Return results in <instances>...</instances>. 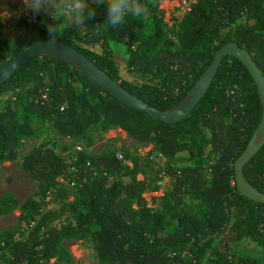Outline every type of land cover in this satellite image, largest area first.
I'll return each mask as SVG.
<instances>
[{
	"label": "trees",
	"instance_id": "obj_1",
	"mask_svg": "<svg viewBox=\"0 0 264 264\" xmlns=\"http://www.w3.org/2000/svg\"><path fill=\"white\" fill-rule=\"evenodd\" d=\"M117 7L94 3L61 20L37 11L32 21L22 15L9 18L8 24L21 33L0 41V67L41 41L57 39L161 110L182 100L228 42L249 51L264 75V0H197L173 28L165 23L159 0H123ZM92 42L102 50L86 46ZM122 48L128 69L151 75L155 83L122 77ZM11 92L0 105V162L16 160L25 140L39 137L49 123L62 136L86 140V146L93 143L94 132L119 127L151 144L169 164L166 170L147 156L126 165L117 155L121 148L110 139L102 154L79 151L71 172L53 149L35 147L22 168L40 189L23 203L12 193L0 198V215L21 211L19 224L0 231V241L10 243L24 235L23 222L37 220L50 190L58 188L68 198L57 178L76 182L77 191L73 201L44 214L28 237L13 246L7 264H72L64 244L71 240L91 241L100 264H264V203L243 195L235 180V162L263 111L257 84L240 60L225 57L199 105L172 124L127 106L50 56L32 58L0 87V97ZM180 154L187 155L188 163L173 167ZM208 168L211 180L205 175ZM244 174L264 193V147L246 164ZM163 176H170L171 189L153 211L143 194L156 191ZM66 214L70 216L56 225ZM246 240L261 254L240 249Z\"/></svg>",
	"mask_w": 264,
	"mask_h": 264
},
{
	"label": "rangeland",
	"instance_id": "obj_2",
	"mask_svg": "<svg viewBox=\"0 0 264 264\" xmlns=\"http://www.w3.org/2000/svg\"><path fill=\"white\" fill-rule=\"evenodd\" d=\"M122 1L123 0H0V41L13 40L20 35L21 30L19 28L10 26L7 23L8 19L19 11L27 12L29 17H31L30 12L33 13V11H37L43 16L61 20L64 14L70 12L68 8L69 4L81 3L82 6L88 8L94 3H109L115 8H118V4H121ZM196 2L197 0H159L160 8L163 10L164 21L169 28L178 27L188 11L191 10L192 5ZM61 26H65L64 21L61 22ZM86 46L96 51L102 50L101 45L97 42L88 43ZM120 51L123 52V54H119L118 57L121 63L120 67L123 78L139 84L144 82H156L149 74L140 73L137 70H129L125 59L126 52L124 48ZM13 94L14 93L11 92L1 96L0 105L3 107L6 99ZM92 137L94 138L93 143L90 146H86V140L77 141L73 137L62 136L56 128L51 127V125L47 123L39 137L25 140V144L18 150L19 153L16 160L0 162V198L4 197L7 193H12L23 203L28 197L39 191L40 188L32 181L28 172L22 168L25 158L39 145H45V147L53 149L64 158L71 172L76 170L75 162L77 161L79 151L85 150L89 154H102L108 147V141L110 139H115L117 146L121 148L117 155L119 159L125 160L126 165L132 166L136 158L141 162V160L143 161L147 156L149 159H153L152 161H159L157 159V151L151 144L135 139L128 132L119 127L108 131L94 132ZM127 153L131 158L125 159ZM215 159L216 157L213 158V161ZM187 163V155L180 154V156L171 162V165L180 168L184 167ZM168 164L167 158L164 157L160 159L158 165L167 170L166 167ZM205 175L211 180L212 173L210 168L205 171ZM138 178L143 179V176L138 175ZM57 181L59 182V187L66 190L68 198H63L58 188L50 190L47 194L42 212L38 215L37 220L31 223L23 222L24 228L22 231L24 235L16 236L10 243L0 241V264L8 263L12 255L13 246L17 245L19 241H22V238L25 239L28 237L30 232L34 230L38 220L44 214L58 210L68 202L74 200L77 191V183L69 182L63 177L57 178ZM171 183L172 180L170 176H163V179L158 182L159 188L156 191L149 189L144 192L143 196L148 208L155 211L161 207V197L171 189ZM185 200L188 203L193 202L190 196H187ZM2 207H4V205H0V208ZM20 215V208H17L7 215H0V231L12 230L15 228L20 222ZM67 216L70 215L66 214L62 218L57 219L55 224L60 225ZM64 244L73 257L72 264H100L98 262V253L91 241L71 240L65 241ZM238 247L246 253L251 254L256 251V253L261 254V251H258L256 245L250 240L243 241ZM51 262L53 263L54 260Z\"/></svg>",
	"mask_w": 264,
	"mask_h": 264
},
{
	"label": "water",
	"instance_id": "obj_3",
	"mask_svg": "<svg viewBox=\"0 0 264 264\" xmlns=\"http://www.w3.org/2000/svg\"><path fill=\"white\" fill-rule=\"evenodd\" d=\"M39 56H50L67 62L127 106L138 111L146 112L151 117L168 124L179 122L195 110L212 86L225 57L232 56L237 58L249 70L257 84L262 99L263 111L258 127L251 136L245 150L235 162V180L238 190L243 195L257 203H264V193L254 187L244 174V167L246 164L264 147V75L251 53L239 46L238 43L231 41L220 47L216 51L213 61L192 88L175 107L169 110H161L146 103L123 87L118 81L114 80L84 53L57 39L41 41L27 48L21 54L10 59L1 66L0 87L15 75V73H17L28 61Z\"/></svg>",
	"mask_w": 264,
	"mask_h": 264
},
{
	"label": "built area",
	"instance_id": "obj_4",
	"mask_svg": "<svg viewBox=\"0 0 264 264\" xmlns=\"http://www.w3.org/2000/svg\"><path fill=\"white\" fill-rule=\"evenodd\" d=\"M68 8L70 9V11H73V10H79V9H85V7L82 6L81 3H77V4H69V5H68ZM17 15H22V16H23L25 19H27L28 21H32V19H33V13H32V12H30V16H31V17H29V16H28V13L25 12V11H19L18 13L13 14L12 17L17 16ZM12 17H10V18H12ZM7 23H8V22H7ZM162 158H164V156H163L161 153H158V154H157V159L159 160L158 162H160V159H162ZM166 177H167V176H166ZM2 264H5V263H2Z\"/></svg>",
	"mask_w": 264,
	"mask_h": 264
}]
</instances>
